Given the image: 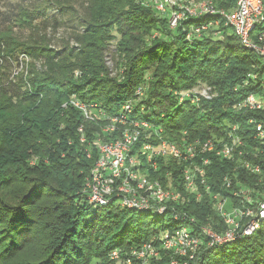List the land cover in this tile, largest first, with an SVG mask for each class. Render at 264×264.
Masks as SVG:
<instances>
[{"label":"trees","instance_id":"16d2710c","mask_svg":"<svg viewBox=\"0 0 264 264\" xmlns=\"http://www.w3.org/2000/svg\"><path fill=\"white\" fill-rule=\"evenodd\" d=\"M209 1L217 11L228 12L237 0ZM140 2L84 0L82 29L71 35L75 45L62 50L50 48L49 38L33 21L48 8L72 11L71 0H39L33 9L17 8L15 23L29 31L24 39L12 26L0 30V264H115L108 257L112 249L128 252L159 231L177 227L169 212L158 216L88 204L82 189L93 158L86 157L78 128L83 125L90 142L99 127L84 121L68 102L71 95L115 112L143 87L139 104L150 110L151 120L168 138L224 142L237 125L234 134L251 142L246 120L257 112L237 105L263 90L259 54L242 46L218 14L187 16L170 28L167 15L161 18L153 6ZM216 21L217 28L186 40L190 26ZM116 36V66L123 70L119 76L110 75L105 65L106 46ZM199 83L216 95L197 105L187 100L179 104L174 93ZM209 157L206 184L222 196L231 195L220 180L233 163ZM255 162L264 173V158ZM162 169L160 164L159 174ZM173 179L180 190L177 171ZM237 179L256 183V177L240 172ZM234 202L239 206L237 198ZM180 208L195 218L193 226L211 225V219L219 222L212 225L215 229L224 228L205 196ZM168 261L163 257L151 264ZM190 264H264V227L240 241L203 249Z\"/></svg>","mask_w":264,"mask_h":264},{"label":"built area","instance_id":"2783aa9c","mask_svg":"<svg viewBox=\"0 0 264 264\" xmlns=\"http://www.w3.org/2000/svg\"><path fill=\"white\" fill-rule=\"evenodd\" d=\"M147 1H151L158 12L173 4L169 2L165 6L162 0ZM185 1L193 4L190 11L193 13L189 15L188 10H178L183 13L182 18L170 13V28H175L187 16L218 14L223 25L232 29L242 46L259 54L264 67L262 0H237L235 7L228 12L217 11L209 0ZM217 26L218 21L192 25L185 38L192 41L200 38L202 32ZM256 77V74L250 75L253 80ZM262 88L258 95L251 93L237 105L239 109L257 112L246 120V126L251 129L252 143L234 134L239 129L237 125L231 126L228 140L224 142L210 139L187 142L183 138L179 141L168 138L164 128L151 120L153 114L150 110L139 104L145 97L143 87L136 89L115 112L96 102L85 103L74 95L69 97L68 102L81 112L84 121L99 127L93 132L90 142H87L83 125L78 128L84 153L88 159L93 158L82 189L88 204L94 208L112 207L158 216L169 212L170 222L177 223L175 229L159 231L157 237L142 241L128 252L112 249L108 255L111 262L151 264L167 257L168 264H190L203 249L240 241L260 229L264 223V173L255 160L264 158ZM174 94L179 104L187 100L197 105L201 98L210 99L207 92L196 94L194 89ZM145 115L150 119L144 118ZM209 155L219 161L233 163L231 171L220 180V187L229 190L231 195L222 196L206 184L205 166L211 162ZM169 163L173 167L169 168ZM160 164L163 169L159 174ZM174 171L179 173L180 190L173 185ZM239 172L256 177V183L249 186L237 179ZM203 196L219 216L223 229H215L212 225L219 222L211 219L208 220L211 225L193 226L195 218L181 210L180 207L191 199L197 203ZM235 198L239 206L235 205Z\"/></svg>","mask_w":264,"mask_h":264},{"label":"rangeland","instance_id":"374dc122","mask_svg":"<svg viewBox=\"0 0 264 264\" xmlns=\"http://www.w3.org/2000/svg\"><path fill=\"white\" fill-rule=\"evenodd\" d=\"M37 2H39V0H0V30L5 29L8 26H12L14 34L19 38L24 39L28 35L29 31L26 28L19 27L15 23L14 16L16 15V10L19 7L33 9L34 6L38 4ZM169 2L173 3L171 4L173 7L167 6L163 11H159V13H161V18L165 15H167L168 18L171 17L170 13H174L176 16L178 15L180 18H182L183 13L181 11L179 12L178 10H184L186 12L188 10L189 15L193 13H190L193 8V4L189 5V3L185 0H162V4H165V6ZM189 2H191V0ZM140 3L145 7L154 6L151 1L149 2L147 0H141ZM83 5L84 0H71L72 11L67 12L68 14H61L56 9L48 8L43 15H40L34 19L33 24L38 26L42 33L46 34V36L49 38L51 44L49 46L50 48L54 50H62L63 46L66 44H68V46L75 45V42L71 39V35L73 32L81 31L82 29L81 15L83 13ZM117 40L118 37L116 36L115 39L109 41L108 45L106 46L105 65L107 66L110 75L119 76L123 70L122 68L116 66L117 57L115 53V45ZM19 60L24 63L29 62L28 57L24 58L20 56ZM37 66H39V63H37ZM18 70H21V67H18ZM77 75L78 73H75V76ZM143 86L145 87L146 85ZM193 89L194 93L196 94L207 92L210 98L216 95L211 87L203 83H199ZM255 93L256 95L259 94V92ZM86 123L91 122L86 121ZM228 210L230 209L228 208ZM150 217L151 216H148L147 218ZM263 227L264 223L261 225V228Z\"/></svg>","mask_w":264,"mask_h":264}]
</instances>
